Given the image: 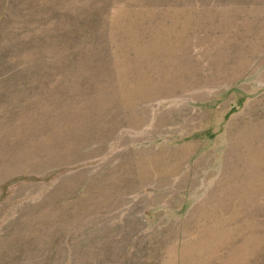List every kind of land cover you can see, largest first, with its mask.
<instances>
[{"label":"rangeland","instance_id":"rangeland-1","mask_svg":"<svg viewBox=\"0 0 264 264\" xmlns=\"http://www.w3.org/2000/svg\"><path fill=\"white\" fill-rule=\"evenodd\" d=\"M0 264H264V0H0Z\"/></svg>","mask_w":264,"mask_h":264}]
</instances>
